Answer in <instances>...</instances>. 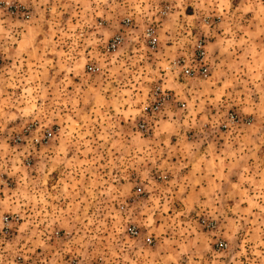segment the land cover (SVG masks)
Returning a JSON list of instances; mask_svg holds the SVG:
<instances>
[{
    "label": "rangeland",
    "instance_id": "obj_1",
    "mask_svg": "<svg viewBox=\"0 0 264 264\" xmlns=\"http://www.w3.org/2000/svg\"><path fill=\"white\" fill-rule=\"evenodd\" d=\"M3 3L21 13L9 15ZM124 18L129 31L121 29ZM147 24L156 28L153 52L132 48L130 37L141 42ZM118 33L124 43L106 60L100 46ZM203 36L208 76L185 82L191 97L200 110L231 112L239 127L261 124L253 132L264 139V117L252 110H264V0H0V73L8 82L1 83L0 182L9 183L0 197L10 198L0 216L20 218L8 236L0 234V264H264V140L253 154L260 172L234 178L237 188L218 208L169 207L166 185L150 182L146 139L154 132H137L139 110L152 86L172 88L175 80L163 76L167 62ZM88 61L109 64L90 77ZM32 122L56 131L26 167L10 141ZM159 127L156 136H171L169 126ZM186 130L193 141L198 130ZM134 186L142 193L131 202ZM120 202L129 204L123 212ZM201 216L215 222L212 231ZM127 224L138 231L134 241L121 233ZM215 239L226 244L217 255Z\"/></svg>",
    "mask_w": 264,
    "mask_h": 264
},
{
    "label": "crops",
    "instance_id": "obj_2",
    "mask_svg": "<svg viewBox=\"0 0 264 264\" xmlns=\"http://www.w3.org/2000/svg\"><path fill=\"white\" fill-rule=\"evenodd\" d=\"M1 29L5 34L13 33L18 34L20 37L25 36L26 33V31H17L8 26H2ZM130 38L133 41L132 48L137 47L140 49L135 35ZM103 44L105 42H102V46ZM230 49L229 54L232 56V61L235 62L237 56H235L233 48L230 47ZM108 64L104 62L101 65V74L106 71ZM5 82L8 83L7 79L3 78L0 73V98L4 94L1 85ZM170 84H172V88L170 87L168 90L178 95L180 100H184L188 105V109L183 116L175 115L170 110V113L164 114L155 123L154 133L160 128L161 124H164L170 127L171 136L162 139L153 133L146 139L148 150L146 160L150 162L149 171L153 173L159 170L169 176L168 183L163 184L166 186L162 188V193L170 195V199L166 202L169 207L185 210L218 208L222 201V195L224 193L231 194L230 187L237 188L234 178L242 176L247 178L255 175L257 171L260 172L261 169H256L257 171L254 169L258 166L255 165L258 160H255L253 154L258 148L256 146L260 145L264 139L263 136L257 137L253 132V128H260L261 124L251 128L240 126L230 133H222L218 127L223 120H219L220 116H223L224 113H220V116H218L216 106L212 105L210 109L202 108L200 110L198 104H201V102L195 103L197 98L193 100V96L191 97L193 91L189 83L181 84L172 81ZM252 110L256 116L264 117V110L261 107L257 106ZM262 122L264 123V121ZM202 126H205V132L200 130ZM189 128L198 130L194 134L195 139L193 141H188L185 137L187 133L185 129ZM134 157L135 155H133ZM129 186L131 187L132 184L130 183ZM3 191L0 190L1 193ZM3 195V198L0 197V207H5L6 204L7 208L10 204H7L6 201L10 198L6 199Z\"/></svg>",
    "mask_w": 264,
    "mask_h": 264
},
{
    "label": "built area",
    "instance_id": "obj_3",
    "mask_svg": "<svg viewBox=\"0 0 264 264\" xmlns=\"http://www.w3.org/2000/svg\"><path fill=\"white\" fill-rule=\"evenodd\" d=\"M2 9L9 15L21 13L16 7L3 3ZM159 18L166 17L164 10L159 11ZM25 20L26 15H23ZM122 30H131V20L124 18L121 20ZM141 42H139L140 48L144 47L147 51L153 52L157 47L156 28L147 24L141 30L140 36ZM124 43L123 36L118 33L114 34L103 46L101 45V55L107 60L115 55L118 48ZM190 53H182L176 59L167 62V66L163 69V76H172V78L181 84H185L190 80H205L208 76V54L206 51V42L204 36L202 38H196L191 42ZM85 73L88 76L100 75L102 72L101 67L92 62H87L85 65ZM188 105L184 100H180L179 96L168 89L162 88L161 85H154L147 93V101L141 106L139 110V124H137V132L139 134L148 135L153 132L155 123L163 117L164 114L170 113V110L175 115H185ZM173 119V117H172ZM244 126H248L249 123L245 122ZM239 127V120L231 112L224 115L218 129L222 133H230ZM40 126L36 122L26 125L21 129V132L11 138V145L13 148L20 149L22 155V164L26 167L31 165L33 161L32 152L37 151L39 148H45L48 143L54 138V132L40 130ZM201 128H205L202 126ZM206 129V128H205ZM186 137V136H185ZM188 139L191 136L186 137ZM169 181V176L159 170L153 172L150 182L153 184H166ZM1 190H7L9 183L5 180L0 182ZM131 202L142 193L141 189L134 186L132 189ZM128 203L120 202L117 204L119 212H123ZM20 218L15 213H5L0 216V234L8 236L13 226L17 225ZM199 224L205 230L212 231L215 228V222L208 220L207 218L200 217ZM58 231L53 233L52 238L57 239ZM123 237L128 241H134L138 238V231L132 224H127L121 231ZM43 236V234H42ZM152 245L151 238L145 240V246L150 247ZM226 248V244L223 240L215 239L211 246L213 254H219ZM103 259L97 258L93 264H102ZM67 264H77L73 259H69Z\"/></svg>",
    "mask_w": 264,
    "mask_h": 264
}]
</instances>
